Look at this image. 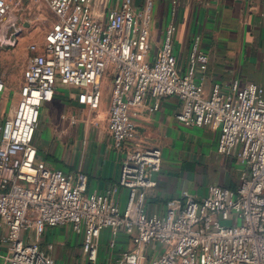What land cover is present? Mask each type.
Here are the masks:
<instances>
[{
    "label": "built area",
    "instance_id": "1",
    "mask_svg": "<svg viewBox=\"0 0 264 264\" xmlns=\"http://www.w3.org/2000/svg\"><path fill=\"white\" fill-rule=\"evenodd\" d=\"M40 1L54 21L42 42L27 46L16 108L0 117V264H56L39 240L58 227L81 234V264H264V88L235 78L206 92L210 59L201 37L183 62L176 49V1L152 57L155 0ZM14 10L11 0H0V56L18 45L23 30ZM108 73L107 132L116 149L128 152L116 183L90 193L84 172L39 159L35 137L59 87L77 89L79 102L97 110ZM5 90L0 78V95ZM169 97L181 101L178 121L219 130L217 152L242 171L235 189L211 186L200 198L183 191L163 213L149 212L146 198L163 151L136 145V120ZM122 189L124 207L117 200ZM118 237L126 243L117 244Z\"/></svg>",
    "mask_w": 264,
    "mask_h": 264
},
{
    "label": "crops",
    "instance_id": "2",
    "mask_svg": "<svg viewBox=\"0 0 264 264\" xmlns=\"http://www.w3.org/2000/svg\"><path fill=\"white\" fill-rule=\"evenodd\" d=\"M173 1L177 2L175 45L182 62L196 36L201 37L202 48L209 55L206 92L211 91L214 82L235 78L264 88L263 82L246 81L243 76L246 65L255 74L262 71L264 64V0H155L157 20L149 57L160 46ZM6 73L7 65H0V78L5 86ZM78 96L75 88L59 87L56 91L48 105L57 109V113L50 115L48 128L44 132L38 130L35 137L38 157L54 169L84 172L88 176V192L102 193L118 180L128 151L116 149L108 135L110 99L106 101L103 97L99 109L90 110L79 102ZM181 108L178 98H165L159 111L150 114L145 110L136 120L139 133L136 145L163 151L162 168L154 178L157 185L148 191L146 198L149 212L163 213L166 203L183 191L200 198L211 186L235 189L239 184L242 166L217 152L219 130L214 125L195 127L178 121ZM73 117L78 120L76 124L70 122ZM127 196L124 189L117 196L122 207ZM67 228L50 229L39 240L41 248L55 258L56 264H74L73 250H68V240L62 236ZM50 244L55 247L53 251L48 250Z\"/></svg>",
    "mask_w": 264,
    "mask_h": 264
},
{
    "label": "rangeland",
    "instance_id": "3",
    "mask_svg": "<svg viewBox=\"0 0 264 264\" xmlns=\"http://www.w3.org/2000/svg\"><path fill=\"white\" fill-rule=\"evenodd\" d=\"M15 6L13 13V19H15L21 27H23L22 33L20 35L19 43L14 48H4L0 56V65H7V73L5 77L6 90L0 95V117L5 118L8 115H12L18 102V89L22 80V72L26 59L28 57L27 46L33 42L40 43L44 39V36L49 31L54 18L51 12L48 10L46 5L40 0H11ZM7 56L10 60H7ZM237 64H233L235 66ZM238 66V65H237ZM252 67L246 65L243 69V76L246 81L255 82L261 81L264 83V64H262V71L259 73H252ZM236 77V76H235ZM231 79V78H230ZM111 74L108 73L106 78L102 83V90L104 94V99L107 101L110 99L111 94ZM242 80V79H241ZM243 81V80H242ZM50 104V103H49ZM49 108V109H48ZM51 106L46 104L41 112L40 124L37 129L39 131H45L48 128V122L50 115H54L57 109H50ZM48 109V110H47ZM54 111V112H53ZM57 113V112H56ZM36 132V134H37ZM236 171V170H235ZM233 174H235L233 172ZM229 178L231 175L228 174ZM233 176V175H232ZM67 228V227H58ZM62 235L68 240L67 248L68 250H73L72 260L74 264H81L84 260L82 256L81 248L79 247V241L81 242V234L75 232L71 227L64 230ZM124 237H118L115 239L117 244L126 243L122 240ZM108 235L104 233L101 239V257L107 258L108 249H106V244H109ZM120 246V245H119ZM55 248V247H54Z\"/></svg>",
    "mask_w": 264,
    "mask_h": 264
},
{
    "label": "bare ground",
    "instance_id": "4",
    "mask_svg": "<svg viewBox=\"0 0 264 264\" xmlns=\"http://www.w3.org/2000/svg\"><path fill=\"white\" fill-rule=\"evenodd\" d=\"M13 112H14V111H13ZM13 112H12V113H13Z\"/></svg>",
    "mask_w": 264,
    "mask_h": 264
}]
</instances>
